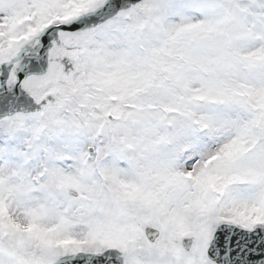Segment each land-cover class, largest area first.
<instances>
[{
	"label": "snow or ice",
	"instance_id": "snow-or-ice-1",
	"mask_svg": "<svg viewBox=\"0 0 264 264\" xmlns=\"http://www.w3.org/2000/svg\"><path fill=\"white\" fill-rule=\"evenodd\" d=\"M0 264H264V0H0Z\"/></svg>",
	"mask_w": 264,
	"mask_h": 264
}]
</instances>
